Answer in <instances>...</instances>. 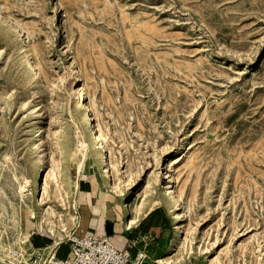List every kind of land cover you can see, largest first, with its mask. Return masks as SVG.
Here are the masks:
<instances>
[{"label":"rangeland","instance_id":"374dc122","mask_svg":"<svg viewBox=\"0 0 264 264\" xmlns=\"http://www.w3.org/2000/svg\"><path fill=\"white\" fill-rule=\"evenodd\" d=\"M74 77L128 219L155 208L144 264H264V0H0L1 263L66 240L78 163L101 175Z\"/></svg>","mask_w":264,"mask_h":264},{"label":"crops","instance_id":"0c3cea01","mask_svg":"<svg viewBox=\"0 0 264 264\" xmlns=\"http://www.w3.org/2000/svg\"><path fill=\"white\" fill-rule=\"evenodd\" d=\"M79 177L75 194L76 208L70 217L74 224L70 226V231L76 227L77 231L84 235L102 233L108 236L117 248L125 249L132 243L136 248H141L140 244L146 241L149 234L162 230L161 225L149 220L155 208L147 210L135 224L128 227L126 222L129 216L123 211L120 196L110 191L103 177L92 170L81 172ZM59 240L61 242L52 251L54 250L57 257H65L69 252V245L66 240ZM52 242L51 235L29 233L28 248H48ZM136 248L132 247L131 251L135 252Z\"/></svg>","mask_w":264,"mask_h":264},{"label":"built area","instance_id":"2783aa9c","mask_svg":"<svg viewBox=\"0 0 264 264\" xmlns=\"http://www.w3.org/2000/svg\"><path fill=\"white\" fill-rule=\"evenodd\" d=\"M69 252L57 257L48 248H27L26 253L18 248L8 250L7 260L11 264H144L145 248L135 244L119 249L108 236L102 233L84 235L73 228L66 236ZM18 247V246H17ZM135 247V252L131 248Z\"/></svg>","mask_w":264,"mask_h":264},{"label":"bare ground","instance_id":"6f19581e","mask_svg":"<svg viewBox=\"0 0 264 264\" xmlns=\"http://www.w3.org/2000/svg\"><path fill=\"white\" fill-rule=\"evenodd\" d=\"M78 85H79L78 78L74 77V86H77V88L76 89H73V91L75 90L76 91L75 93L79 95L80 104L83 106V109H84V113L82 115V121L86 125L89 126L90 131L92 133V139H93V143H94V149L97 151V158L100 160V163H101L100 173H101L102 176H104L103 179H104L105 183H107V186L110 189V191H112L114 193L121 192L120 191V187H118V183L115 180H112L111 177H110L111 176L110 173L112 172V169L114 168V164H113V162H112V160H111V158H110V156H109V154L107 152L106 139H105V135L103 133V130L101 129V126L99 125V123L95 121L96 119L95 120L93 119V117L91 115V110L89 108V105L86 104L84 102V100H83L82 88L80 86H78ZM39 131H40V133H39V135H40L41 134V129H39ZM41 139H42V137H41ZM42 160L43 159L41 158V161ZM77 167H78L77 176L74 178L73 182L71 183V189H73V196H74L73 197V200H75V194H77L76 191H77V186H78V178H80L79 176H80L81 172L83 171L82 170L83 160L80 163H78V166ZM45 172H47V174H48L49 173V170L47 169V167L43 163V164H41V166L36 171V178H35V181L36 182L34 184L35 191H36V193H38V198H37V200H38V206H40V207H42L45 204V198L47 197V192H46L47 190L44 187H43L42 194H41V189H42L41 182L44 181V180L41 181V177H42V175ZM128 181H129V179H128ZM56 182L57 181H54L52 194H58V191H59L58 188L60 187V185L58 187V185H57ZM129 183H130V181H129ZM22 187L20 186V191L21 192H22ZM173 189H174L173 188V185H169V189L167 191V196L170 199V201L172 202V204L174 206H176L177 205V200L179 198L177 199V196H176L175 191ZM61 190H62V192L63 191L66 192L64 189H61ZM132 192L133 191H130V192L126 193V195L127 194H129V195L124 197L123 210L126 212V215H128V216L130 214V209L128 207V203H126V202L130 201L136 195V192L135 193H132ZM22 194L24 195V193H22ZM65 196L67 197V195H65ZM61 197H63V196H61ZM75 208H76V206L74 204L73 210H75ZM146 211H143V212L141 211L140 212V210H139L138 213L136 212L137 215H135L134 217H132L129 220H127L126 225L128 227H130L133 224H135L137 222V220L139 219V217L141 215H144L146 213ZM179 214L180 213L174 211L173 217L174 218H178L179 217ZM30 216L33 219H35V212L33 210H31ZM42 220H43V218H42ZM32 225H33V227L41 228V226H44V225L47 227L48 224H46V223L43 224L39 219H35V221L33 222ZM47 228H48V230L50 232V235L53 237L52 244L48 246V249L52 251V249L56 248L61 241L59 240V238H57L55 236L54 230L51 227L48 226ZM65 230H66V228L64 226V223H61V231L62 232H65ZM17 241H19V243H20L19 252H22V253L25 252L26 253V250L27 249L25 248L24 244L28 243V245L30 246V243H29V234L27 233V234H25V236H23V237L21 236V238H17Z\"/></svg>","mask_w":264,"mask_h":264}]
</instances>
